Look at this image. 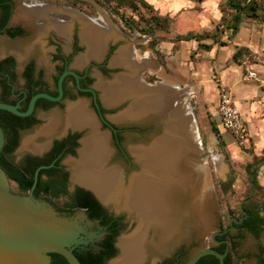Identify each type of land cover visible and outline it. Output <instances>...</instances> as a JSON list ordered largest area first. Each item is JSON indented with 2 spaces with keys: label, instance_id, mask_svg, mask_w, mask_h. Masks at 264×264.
I'll return each instance as SVG.
<instances>
[{
  "label": "bare ground",
  "instance_id": "obj_1",
  "mask_svg": "<svg viewBox=\"0 0 264 264\" xmlns=\"http://www.w3.org/2000/svg\"><path fill=\"white\" fill-rule=\"evenodd\" d=\"M25 10L35 19L44 18L45 22L38 25L35 40L19 54L21 61L37 52L41 63H49L45 36L51 31L71 39L78 30L85 47L75 61L79 67L91 59L102 61L115 45L110 66L121 71L105 78L96 70L95 83L106 107L119 109L111 119L117 123L149 120L160 123L159 133L150 142L130 146L135 168L129 173L121 164L112 163L111 134L102 129L89 101L83 98L69 102L64 112L54 110L43 115L44 125L35 135L26 137L21 148L42 152L53 137L70 127L85 131L79 156L66 161L72 169V179L92 189L106 204L127 213L137 223L120 237V254L111 264H144L150 250L174 239L185 218L213 193L208 166L200 161L203 146L196 137L191 104L195 89L180 85L160 68L152 50L143 52L137 48L135 42L139 39L128 37L105 9H100L102 22L55 0L28 3ZM52 13L66 14L71 20L64 21ZM145 70L157 73L162 79L147 82ZM38 136L48 139L38 142ZM219 167L222 168V163ZM151 232L158 240L150 237Z\"/></svg>",
  "mask_w": 264,
  "mask_h": 264
},
{
  "label": "rangeland",
  "instance_id": "obj_2",
  "mask_svg": "<svg viewBox=\"0 0 264 264\" xmlns=\"http://www.w3.org/2000/svg\"><path fill=\"white\" fill-rule=\"evenodd\" d=\"M56 1L60 3L61 0ZM63 1L67 6L75 5V8H79L91 16L100 15V9H105L112 16L115 22L122 27L125 33H127L132 39H136V37L139 39H137L138 41L135 42V46L137 48L143 52L152 50L155 60L160 68H164L168 75L175 78L174 80L180 83V85H189L195 89V93L191 98V104L194 109L196 122L199 129L198 135V130L195 125L196 137L198 138L200 144L202 142L201 145L204 149V153H202V151L200 152V161L203 165L210 167L209 174L210 178L212 177L213 179H211L213 193L207 199L200 201V204H197L192 214L185 218L180 232L175 236L174 239L165 245L160 246L159 248H153L150 250L148 259L144 264H157L164 258L173 256L175 251L180 249L185 253L184 256L181 257V260L185 262L187 259L186 255H193L196 251L206 245L213 246L214 242L211 239L212 234L216 231H219L220 228H226L229 225V220L231 217L241 216L242 203L244 200L250 197L254 189L253 185L248 181V179L255 173L253 166L256 163V161H252V159L244 160V158L241 156L237 158L234 157V151H231L232 148L235 150H241L242 154H246V152L250 150L246 147L240 146L234 140V138H232V135L231 138L233 144H231L229 147H224L222 145V139L220 138V136L223 135L220 133V136L218 137L216 132L218 133L219 130H215L216 132L214 131V134L210 129L211 123L215 121L213 116L217 110L219 102L218 99L215 100V97L210 92L208 93L207 82H205V78L209 77L211 78V82L217 81V78H213V75L216 72V65L214 64L213 56L211 55L210 51L204 50L205 47H199L196 41L186 42L180 40L179 37L180 35H185L188 29L198 30L200 28L197 18L194 17L196 11H193V3L186 5L183 10L178 13L175 11H171V13H169L170 11H165V9L172 8L177 1L146 0L150 7H144L139 4L138 9L134 10L130 5H123L122 7H119V13L117 14L111 11L112 6H116V4L113 3L111 7H109L104 3V0ZM152 9L157 14L162 15L169 13L172 16L173 20L171 22L170 29L161 30L157 28L153 34H145L139 30H130L126 21L123 19H134L139 21V28L145 27L148 21L146 19H143L144 21H140V18L142 15L144 18L150 17L153 12ZM69 17L65 15L62 16V18L65 20H69ZM33 21L34 20L24 12L22 0H16V10L13 23L24 24L28 28L29 36L25 41H11L8 40L5 35H0V58L7 55H12L17 59V65L20 67V64L27 61L33 55L38 56L37 52H35L26 57L24 61H20L19 58V54L24 52L23 48L35 40V34L38 28L37 24L35 26ZM226 21V16L220 20V27L215 35L214 32L207 34V37L205 34L204 36L206 38L203 40V44L210 45L216 39L225 41L226 39L223 37L224 34H221V31L224 29ZM76 34H78L77 31L73 33L74 37ZM52 39L57 40V36L54 33H49L45 36V52L48 56L53 52L54 48L53 46L46 44L48 40ZM60 39L63 41V51H67L66 53H68L70 50L69 40L66 38ZM72 40L73 39H71V41ZM3 41H5V43ZM152 43L155 44V47H153ZM115 48V45H112L105 58L100 62L92 59V62L95 61V65L92 66L91 70L92 74H94L96 70H99L102 76L105 78H110L113 76V73L121 71L119 68H117L118 70L112 68L109 63ZM84 50V47L80 45L77 51L73 53L71 62L72 65H75L76 57L84 52ZM37 60L39 62L38 57ZM88 64L83 67H77L84 69L88 66ZM202 64L205 66L202 67ZM144 78L149 83H156L162 79L157 75V73H153L150 70L144 71ZM96 82L97 77L95 76L93 78V84ZM98 93L101 96L99 90ZM66 106H63L61 109H59V111L64 112L66 110ZM90 107L93 109L91 105ZM104 108L105 116H113L119 111V109L109 107ZM39 116L43 118V114L39 113ZM44 123L45 120H42L39 126H43ZM113 124L118 129L120 141L117 144L113 134L110 133L112 147L114 148V153L119 152L122 154H120L118 158H114L115 154H113L114 159L112 158V163H124L126 165V171L129 173L135 168L134 158L129 150L130 146L150 142L152 137L159 133L161 129L160 123L154 120H149L129 123L116 122ZM39 126L34 127L22 134L19 147L15 151V157L17 159H19L22 154L26 152V150H29L21 149L24 139L30 135H35V133L40 129ZM104 129L109 131V128L104 127ZM208 129H210V132ZM227 134L230 135V133ZM46 139L47 138L43 136H38L37 141L44 142ZM212 139L214 140L213 144ZM219 163H222V168L219 167ZM251 168L252 173H250ZM223 178H225V180ZM231 179H233V182H230ZM235 179H239L241 181V187L238 188L233 185ZM222 183L225 184L223 187ZM257 190H260V187H257ZM132 223L133 224L131 225L134 229L137 223L135 221ZM92 224L96 231L97 228L95 224ZM232 235L240 236L236 239L239 242L236 248V253L242 257L240 264H264V262H260L261 258L259 257L264 253V227L260 236H255L247 231L240 233L238 230H234ZM150 237L156 240L159 238L154 234V232H151ZM171 258L175 259V257Z\"/></svg>",
  "mask_w": 264,
  "mask_h": 264
},
{
  "label": "flooded vegetation",
  "instance_id": "obj_3",
  "mask_svg": "<svg viewBox=\"0 0 264 264\" xmlns=\"http://www.w3.org/2000/svg\"><path fill=\"white\" fill-rule=\"evenodd\" d=\"M37 1L42 3H47L50 0L47 1L22 0V6L24 8V12L34 20L33 23L35 26L37 24V28H38V25L44 23L45 19L44 18L35 19L34 17L30 16L27 13V10H25L28 6V3L32 4ZM0 2H1L0 35H5L8 38V40L11 41L27 40L26 38L29 36L28 28L24 24L13 23V18L15 16V10H16V0H1ZM56 3L64 4L66 7H71V8L76 7L75 5L67 6L63 0H61L60 3L56 1ZM6 4L9 5L8 18H6L7 11L3 7V5ZM75 9L82 11L79 8H75ZM52 15L54 17L59 16V18L64 21L71 20V18L66 14L57 15L56 13H52ZM63 15L68 16L69 20L63 19L62 18ZM92 17L102 22L99 15ZM75 31L78 32V30ZM50 33H54L57 36V40L56 39L48 40L46 44L53 46L54 48L53 52L48 56L49 63H41L39 56L36 55L39 59L40 62L39 63L37 57L33 55L27 61L20 64L19 67L17 65V59L12 55H7L5 57L0 58V102H7L14 105H18L19 109L22 111L27 110L31 98L37 93L45 92L57 96L59 94L58 79L64 71L74 70L79 74L78 79L75 78V76L73 75H67L65 77L63 81L64 94H63V98L60 101H52L50 99L43 97L39 98L36 101L33 112L28 116H18L7 110L0 109L2 110L0 112V125L2 126L5 133V143L1 150H5L7 152V155L14 161V163H16L22 169H27L28 180H32L31 183L27 182L26 184V185H30L27 191H23L21 188V184L19 182L10 179L11 188L19 194H26V195L29 194L35 182L36 169L41 165H50V167L48 168L40 169L38 173L36 186L33 189V196L36 199L50 202L53 206L59 208L84 209L86 215L95 224L97 228L96 232L100 236V243L98 246L79 245L76 246L74 249L79 248L82 250L84 249L87 250L91 248L94 251H99L102 249V244L108 239L109 236H111L114 238V246L116 247L117 251H119L117 247L118 238L124 231L127 230V228L131 224H133L131 218H129L128 214L125 212L117 213L113 208L105 206L97 198V196L90 188L84 186L83 184L77 181L76 182L73 181L72 169L66 163L67 159L77 158L79 156L78 150L82 146V144L80 143V139L85 135V131L70 127L66 129L67 131L65 133L63 132L62 134L53 137L50 141V145H48V147L42 152H35L34 150L29 149L26 150V152L23 153L19 159L15 157V151L19 147L22 134L34 127L39 126L42 120H44L41 116H39V113L45 115L52 110L55 109L59 110L63 106L65 107L69 102H72V101L66 102L67 100L77 101V99L80 97L88 100L93 108L92 110L94 111V113L96 114V116L98 117L101 123V127L103 126L102 129L105 130L104 127L109 128L107 124H105L101 120L100 112L96 108L95 100L92 92L88 90L80 89V87L84 89L93 88L94 86L93 78L96 76V72L92 74L91 70H92V66L95 65V61L92 62L91 59L89 61L88 66L85 67L84 69H80L77 66L71 64L73 53L77 51L80 45L83 46L81 44L80 36H78L79 33L76 34L75 37H74L75 34L71 37V39H73L72 41L71 39L63 35H60L55 31H51ZM60 38H64V39L66 38L69 40L70 50L68 49L69 50L68 53H66L67 51L66 52L63 51V47H62L63 41H61ZM94 60L99 61L97 59ZM97 95H98L97 101L100 104L101 114L105 117V108H104L105 106L102 104L99 98L100 94L98 93V90H97ZM14 115L19 117L20 119L13 118ZM114 127L116 126L114 125ZM109 132L113 134L115 138V142L118 144L120 141L118 129L116 132H114L109 128ZM73 151H75V154L73 153ZM114 154H115L114 158H118V156L122 153L116 152ZM121 165L124 167L126 171V167H125L126 165L124 163H122ZM34 166L36 167L35 169H33ZM126 173L128 172L126 171ZM61 184L65 185L66 192L63 193L61 191L60 195L57 197L47 194L46 191L44 190L47 186H53L55 189H59ZM85 192H90L92 196L98 201L99 206L101 208L100 217L92 218L90 217L89 212L85 208L72 207L71 204L76 200L82 199L83 196L85 195ZM105 219H107V222L102 223ZM184 254L185 253L183 252V250L181 249L176 250L173 256H171V257H175V259L174 258L172 259L171 257L169 258L166 257L163 260L159 261L157 264H164V262L170 258L172 261L171 264H185L186 261L192 255H186L187 259L185 262H183V260H181V257H183ZM109 260L107 261V264L109 263ZM213 262L214 259L209 257L206 259L204 264H212Z\"/></svg>",
  "mask_w": 264,
  "mask_h": 264
},
{
  "label": "water",
  "instance_id": "obj_4",
  "mask_svg": "<svg viewBox=\"0 0 264 264\" xmlns=\"http://www.w3.org/2000/svg\"><path fill=\"white\" fill-rule=\"evenodd\" d=\"M128 37L130 36L128 35ZM97 71L101 74L99 70ZM67 75H73L75 78H79V74L74 70L64 71L58 79L59 94L57 96L45 92L37 93L31 98L28 108L25 111L20 110L18 105L7 102H0V109L7 110L18 116H28L33 112L36 101L39 98L43 97L52 101H60L64 94L63 81ZM80 89L92 92L96 108L100 112L101 120L112 131L116 132L117 129L113 125L116 122L109 115L104 117L101 114L100 104L97 101L98 89L95 84L93 88L84 89L80 87ZM99 98L106 107L101 96ZM78 99H82V97ZM68 101L73 100H67L66 102ZM195 124L199 135L197 122ZM82 138L80 139V143ZM4 143L5 133L0 125V150L3 148ZM202 153H204V149H202ZM48 167L50 165H41L36 169L35 182L32 190L26 195L19 194L11 188L10 178L5 169L0 166V264H51L53 255L49 254L50 252H57L63 255L70 264H82L75 254L74 248L79 245L98 246L100 243V236L94 229L93 221L86 215L84 209L59 208L53 206L50 202L36 199L33 196V189L36 186L40 169ZM208 168L210 171L209 166ZM253 170L255 172V166H253ZM252 176L249 177L248 181L253 185L254 189L250 197L243 201L242 207L244 203L252 199L255 193V184L251 181ZM94 194L105 206L113 208V206L106 204L96 192ZM113 209L117 213H120L115 208ZM242 220L243 218L237 219L236 217H231L228 227L223 231H216L212 234V241L219 243L216 240V235L231 231L234 224L240 223ZM132 222L134 221L132 220ZM132 227L130 225L119 236L117 243L119 251L109 260L108 264H111L112 260L120 253V237L123 234L129 233L133 229ZM225 241L228 245L224 253H220L212 246L206 245L196 251L185 264H196L205 255H214L219 259V264H225V258L228 254L230 244L228 240Z\"/></svg>",
  "mask_w": 264,
  "mask_h": 264
},
{
  "label": "crops",
  "instance_id": "obj_5",
  "mask_svg": "<svg viewBox=\"0 0 264 264\" xmlns=\"http://www.w3.org/2000/svg\"><path fill=\"white\" fill-rule=\"evenodd\" d=\"M174 1H177L174 6L165 11L178 13L186 5L193 3V11H196L194 17L197 18L200 28L198 30L188 29L187 33H194L200 38L182 41H196L199 47H205L203 40L207 34L214 32L215 35L219 30L220 20L225 16L227 18L225 27L221 31L226 40L216 39L208 48H201L211 52L216 65L213 78H217V81L211 82L209 77L205 78V82H207L208 93L210 92L215 100H219L223 88L230 89L235 104L242 111L246 125L252 133L251 142L246 147L250 151L242 154L241 150L233 148L230 150L234 151L236 158L241 156L244 160L256 161L255 173L257 184L260 187V190H257L256 199L259 204L264 205V0H235L236 3L239 2L244 6L240 11L230 4V0ZM169 13L162 14V16L169 17L172 22L173 18ZM203 66L205 65L202 64ZM250 71L257 72V77L250 76ZM213 117L215 121L211 123L210 129L213 133L219 130L218 133L215 132L218 137L220 133L223 135L220 136L222 145L229 147L233 144V136L231 138V134H227L229 132L222 128L218 107ZM210 129H208L209 132ZM233 185L239 188L241 181L235 179ZM259 257L262 262L264 253Z\"/></svg>",
  "mask_w": 264,
  "mask_h": 264
},
{
  "label": "trees",
  "instance_id": "obj_6",
  "mask_svg": "<svg viewBox=\"0 0 264 264\" xmlns=\"http://www.w3.org/2000/svg\"><path fill=\"white\" fill-rule=\"evenodd\" d=\"M104 3L107 4L109 7H111V5L115 3L116 6H112L111 11L117 14L119 13V7H122L123 5H130L132 9L134 10L138 9L139 4L144 7H150V5L148 4L146 0H104ZM230 4L233 5L238 11L244 8V6H242L239 2L236 3L235 0H230ZM3 7L7 11L6 18H8L9 5L6 4V5H3ZM236 18L238 20V17ZM123 19L124 21H126L127 26L130 30H139L140 32L145 33V34H153L157 28L161 30H168L170 29V25H171V19L169 17H165L160 14H157L154 10L152 14L150 15V17L148 18H144L143 15L141 16L140 21H144L143 19H146L148 21L146 26L142 28H139V21H136L134 19H131V20H128L126 18H123ZM179 37H180V40H191V39L200 38V36H197L194 33H187L185 35H180ZM152 45L153 47H155V44L152 43ZM205 47L208 48L209 45L205 44ZM1 111L2 110H0V112ZM13 118L20 119L19 117L15 115L13 116ZM214 129H217V128L214 127ZM73 153L75 154V151H73ZM0 166L5 169L10 179L19 182L21 184L22 190L27 191L28 187L30 186V185H26L27 182H30V183L32 182V180H28V170L22 169L20 166L14 163V161L7 155V152L5 150L0 151ZM35 168L36 167L34 166L33 169ZM250 173H252V168H251ZM251 181L255 184L256 191L252 199L244 203L241 209V216L236 217L237 219L243 218L242 222L235 223L231 231L225 234L216 235V240L219 243H214V245L212 246L220 253H224L228 245L225 240L229 241L230 243L229 251H228L227 257L225 258V264H240V261L242 260V257H240L236 253V248L239 243L236 239L239 238L240 236H232V232L234 230H238L240 231V233L244 231H249L255 234L256 236H259L261 231L263 230L264 205L259 204L256 199L258 195L257 187H259V185L257 184L256 173L253 174ZM230 182H233V179H231ZM223 185L225 184L222 183V187ZM59 189H55L53 186H47L44 190L46 191L47 194L57 197L60 195L61 191L63 193L66 192L64 184H61ZM71 205L73 208H77V207L85 208L89 212L90 217L92 218H98L101 215V208L99 206V203L92 196L90 192H85V195L83 196L82 199L74 201ZM106 222H107V219H105L102 223H106ZM224 229L225 228H220L219 231H223ZM74 252L77 255V257L80 259L82 264H107V261L111 259L112 257H114L118 251L116 247L114 246V238L109 236L108 239L102 244V249L99 251H94L91 248L87 250L85 249L82 250L78 248V249H74ZM49 254L53 255L51 264H70L63 255L57 252H50ZM209 257L214 259V262L212 264H219V259L214 255H205L201 257L196 264H204L206 259ZM261 261L264 262V260H261ZM171 263H172L171 259H168L164 262V264H171Z\"/></svg>",
  "mask_w": 264,
  "mask_h": 264
},
{
  "label": "built area",
  "instance_id": "obj_7",
  "mask_svg": "<svg viewBox=\"0 0 264 264\" xmlns=\"http://www.w3.org/2000/svg\"><path fill=\"white\" fill-rule=\"evenodd\" d=\"M249 75L256 77L257 72L250 71ZM218 113L222 128L229 132L240 146L248 147L252 139V133L246 125L241 109L235 104L230 89L223 88L221 90Z\"/></svg>",
  "mask_w": 264,
  "mask_h": 264
}]
</instances>
